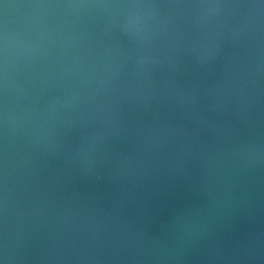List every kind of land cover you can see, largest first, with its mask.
<instances>
[{
  "label": "clouds",
  "instance_id": "9594fccd",
  "mask_svg": "<svg viewBox=\"0 0 264 264\" xmlns=\"http://www.w3.org/2000/svg\"><path fill=\"white\" fill-rule=\"evenodd\" d=\"M0 264H264V0H0Z\"/></svg>",
  "mask_w": 264,
  "mask_h": 264
}]
</instances>
